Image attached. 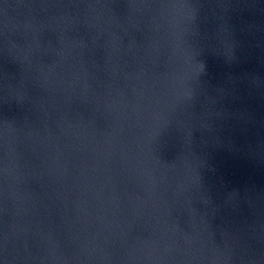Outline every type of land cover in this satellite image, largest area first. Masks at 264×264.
<instances>
[{
    "label": "water",
    "instance_id": "95a60500",
    "mask_svg": "<svg viewBox=\"0 0 264 264\" xmlns=\"http://www.w3.org/2000/svg\"><path fill=\"white\" fill-rule=\"evenodd\" d=\"M0 264H264V0H0Z\"/></svg>",
    "mask_w": 264,
    "mask_h": 264
}]
</instances>
